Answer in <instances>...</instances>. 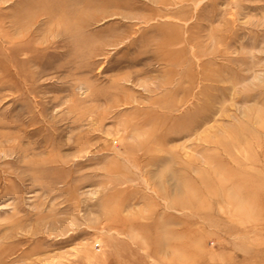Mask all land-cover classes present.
Instances as JSON below:
<instances>
[{"label": "rangeland", "instance_id": "rangeland-1", "mask_svg": "<svg viewBox=\"0 0 264 264\" xmlns=\"http://www.w3.org/2000/svg\"><path fill=\"white\" fill-rule=\"evenodd\" d=\"M0 264H264V0H0Z\"/></svg>", "mask_w": 264, "mask_h": 264}, {"label": "bare ground", "instance_id": "bare-ground-1", "mask_svg": "<svg viewBox=\"0 0 264 264\" xmlns=\"http://www.w3.org/2000/svg\"><path fill=\"white\" fill-rule=\"evenodd\" d=\"M253 190H254L253 187H250V188H247V189H246V191H247L248 193L252 192ZM238 191H239V190H238ZM227 200H229V199H227ZM253 206H256V205L253 204Z\"/></svg>", "mask_w": 264, "mask_h": 264}]
</instances>
